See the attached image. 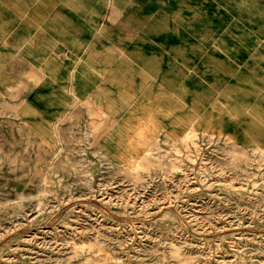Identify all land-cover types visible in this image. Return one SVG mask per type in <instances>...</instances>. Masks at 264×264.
<instances>
[{
    "label": "rangeland",
    "instance_id": "rangeland-1",
    "mask_svg": "<svg viewBox=\"0 0 264 264\" xmlns=\"http://www.w3.org/2000/svg\"><path fill=\"white\" fill-rule=\"evenodd\" d=\"M25 92L0 93V264H264L258 122L100 103L50 123Z\"/></svg>",
    "mask_w": 264,
    "mask_h": 264
},
{
    "label": "crops",
    "instance_id": "crops-1",
    "mask_svg": "<svg viewBox=\"0 0 264 264\" xmlns=\"http://www.w3.org/2000/svg\"><path fill=\"white\" fill-rule=\"evenodd\" d=\"M20 88L35 121L122 104L170 129L226 104L264 131V0H0V93Z\"/></svg>",
    "mask_w": 264,
    "mask_h": 264
},
{
    "label": "bare ground",
    "instance_id": "bare-ground-1",
    "mask_svg": "<svg viewBox=\"0 0 264 264\" xmlns=\"http://www.w3.org/2000/svg\"><path fill=\"white\" fill-rule=\"evenodd\" d=\"M94 19V18H93ZM18 216V215H17ZM71 223V222H70Z\"/></svg>",
    "mask_w": 264,
    "mask_h": 264
}]
</instances>
